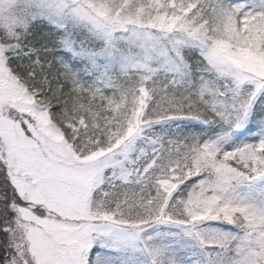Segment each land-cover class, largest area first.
I'll list each match as a JSON object with an SVG mask.
<instances>
[{
  "label": "snow or ice",
  "instance_id": "obj_1",
  "mask_svg": "<svg viewBox=\"0 0 264 264\" xmlns=\"http://www.w3.org/2000/svg\"><path fill=\"white\" fill-rule=\"evenodd\" d=\"M0 264H264V0H0Z\"/></svg>",
  "mask_w": 264,
  "mask_h": 264
},
{
  "label": "trees",
  "instance_id": "obj_2",
  "mask_svg": "<svg viewBox=\"0 0 264 264\" xmlns=\"http://www.w3.org/2000/svg\"><path fill=\"white\" fill-rule=\"evenodd\" d=\"M237 1H243V0H236ZM259 102V101H258ZM158 129L163 127L164 129H174V128H179L184 131H197L201 128H203V125H198L196 122H181V121H176V122H171L170 125H164V126H156Z\"/></svg>",
  "mask_w": 264,
  "mask_h": 264
},
{
  "label": "rangeland",
  "instance_id": "obj_3",
  "mask_svg": "<svg viewBox=\"0 0 264 264\" xmlns=\"http://www.w3.org/2000/svg\"><path fill=\"white\" fill-rule=\"evenodd\" d=\"M237 2H243V1H237Z\"/></svg>",
  "mask_w": 264,
  "mask_h": 264
}]
</instances>
